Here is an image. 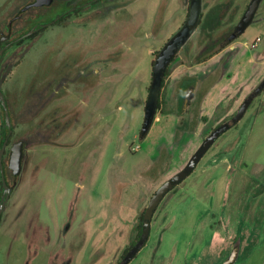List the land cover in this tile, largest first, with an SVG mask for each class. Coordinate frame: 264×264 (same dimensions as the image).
Listing matches in <instances>:
<instances>
[{"label": "rangeland", "instance_id": "1", "mask_svg": "<svg viewBox=\"0 0 264 264\" xmlns=\"http://www.w3.org/2000/svg\"><path fill=\"white\" fill-rule=\"evenodd\" d=\"M236 1L244 9L249 0ZM6 2L0 0V17ZM56 33H62L57 26L32 41L9 75L10 85L23 89L38 71L50 67L47 45ZM138 79L130 96L106 98L121 106L106 110L102 135L96 136L97 129L89 131L88 152L79 144L82 127L74 124L72 142L78 136L77 145L59 147L42 141L30 145L26 168L0 224V264H67L72 233L84 207L78 202L74 220L70 202L81 186L86 188L90 225L107 226L92 238V243L104 240L105 249L92 264H116L120 237L113 234L109 220L118 219L108 212L116 202H126L119 210L126 222L133 218V223L159 186L187 165L213 130L233 122L264 80V19L200 65L172 68L166 76L163 110L146 136L142 128L148 76ZM191 84L194 98L181 109L179 96ZM32 113L25 116L29 120L23 119L28 124H22L29 132ZM86 153L88 165L82 160ZM50 154L58 159L48 160ZM1 181L0 171V189ZM125 242L121 240L119 248ZM236 247L238 259L233 264H264V88L195 169L166 194L153 218L148 247L130 264H222ZM77 250L81 254V247Z\"/></svg>", "mask_w": 264, "mask_h": 264}, {"label": "flooded vegetation", "instance_id": "2", "mask_svg": "<svg viewBox=\"0 0 264 264\" xmlns=\"http://www.w3.org/2000/svg\"><path fill=\"white\" fill-rule=\"evenodd\" d=\"M196 1L51 0L36 4L37 0H11L9 3L7 0L2 8L5 14L0 17V91L5 96L11 124L7 122L5 107L0 100V149L8 138L3 163L5 177L11 188L10 197L26 168L30 145L42 141L51 146L69 147L77 145L80 137L82 142L79 144L85 146L88 152L89 131L97 129L96 136L102 135L106 110L113 105L116 108L121 106L118 97L115 99L117 102L113 103L106 98L119 94L130 96L140 82L138 76H148L146 115L150 90L155 76L159 75L155 72L156 64L167 47L177 45L161 74L163 78L154 121L163 110L166 76L172 68L200 65L243 34H239L240 24L253 0H249L244 9L242 2L236 0H219L214 3L212 0H198L199 15L191 21ZM262 19L264 0H259L251 24ZM55 26L62 33L59 35L57 32V36L50 39L47 45L50 67L43 72L38 71L23 89L10 85L9 75L20 63L17 61L24 58L32 41ZM236 34L234 39H230ZM212 53L214 54L210 56ZM123 84L125 85L122 88ZM194 91L195 87L191 84L185 89L184 95L179 96L181 109L190 104ZM28 112H33L30 116V120L33 119L31 132L22 126L28 124L25 121L29 120L25 118ZM73 124L82 127L79 134L81 136L75 137L74 142ZM90 139L94 140L95 137ZM96 142L98 145V138ZM18 144L22 147V161L19 171L15 172L10 164L13 148ZM57 159L50 154L48 160L55 162ZM82 160L88 165L89 155L86 153ZM86 169L87 166L82 171L85 173ZM1 184L0 201L4 193L3 176ZM81 189V192L75 189L76 193L70 202L76 211L74 220L78 219V202L84 207L80 209L81 223L72 233L74 238H71L72 247L69 249L67 264H92V258L105 251L104 240H96L95 243L91 241L107 226L103 222L96 227L90 225L89 202L86 203L83 195L86 188L81 186ZM7 203L0 216V224ZM116 204L117 207L108 212L118 219L116 223L109 220L113 234L117 233L120 237L115 249L118 252L116 264H130L148 247L152 222L158 207L152 217L150 233L144 238V217L149 202L133 223V218L126 222L121 216L123 212L119 210V206L126 202L118 201ZM121 240L126 242L119 248ZM76 246L77 249L81 247V254L73 249ZM89 249H92V253H89ZM133 249L136 251L130 257L129 253ZM78 258L81 260L78 261Z\"/></svg>", "mask_w": 264, "mask_h": 264}, {"label": "water", "instance_id": "3", "mask_svg": "<svg viewBox=\"0 0 264 264\" xmlns=\"http://www.w3.org/2000/svg\"><path fill=\"white\" fill-rule=\"evenodd\" d=\"M51 0H37L36 4H43V3H48ZM198 0L195 3V6L192 9L191 13V21L196 19L199 15V9H198ZM259 4V0H253V2L250 5L249 10L247 11L246 15L241 21L240 24V30L239 34H242L245 32V30L250 26L251 24V18L253 17L257 7ZM236 35L231 36L230 39H234ZM178 41H180L178 39ZM175 47H177L176 44H172L169 47H167L163 53L160 55L155 72L159 75L155 76L153 86L150 90V95L146 104V115H145V122L142 128V136H146L149 130L151 129V126L154 121V116L156 112V108L158 105V99H159V92H160V87H161V82L163 76L161 75L165 67L167 65V62L169 61L171 55L175 51ZM264 88V80L259 84V86L252 92L248 98L245 100V102L241 105L240 109L238 112L234 115L233 117V122H224L223 124L219 125L202 143L201 147L194 153V155L190 158L189 162L187 165L175 173L172 177L164 181L159 188L156 190L154 195L151 197L145 217H144V234L143 237L146 238L147 235L150 233V225L152 222V217L153 214L158 207L159 203L163 200V198L166 196V194L173 189L177 184H179L181 181H183L197 166V164L200 162L201 158L203 155L208 151V149L214 144V142L225 132L227 131L232 124L238 122L245 112L248 110L251 102L254 100L255 96L259 94ZM0 100L3 103L5 107V113H6V119L8 124L10 125V114H9V109L6 104V99L3 94V92L0 91ZM8 138L5 139L1 149H0V168H1V173L3 176V183H4V193L2 196V199L0 201V216L4 210V207L10 197V192L11 188L7 183L6 177H5V169H4V163H3V155L5 152V148L7 145ZM21 161H22V147L21 144H18L17 146H14L13 148V155L11 159V167L15 169V172H18L20 167H21ZM135 249H133L130 253L129 256L131 257L135 253ZM238 259V247H236L231 254L228 256V258L222 263V264H233L236 262Z\"/></svg>", "mask_w": 264, "mask_h": 264}, {"label": "built area", "instance_id": "4", "mask_svg": "<svg viewBox=\"0 0 264 264\" xmlns=\"http://www.w3.org/2000/svg\"><path fill=\"white\" fill-rule=\"evenodd\" d=\"M260 40H261V37H258V38H257V40H256V41H257V43H258Z\"/></svg>", "mask_w": 264, "mask_h": 264}]
</instances>
